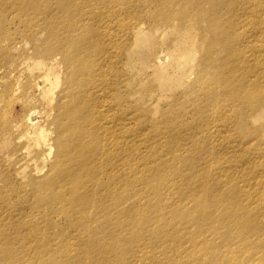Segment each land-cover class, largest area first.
I'll return each mask as SVG.
<instances>
[{
  "label": "rangeland",
  "instance_id": "obj_1",
  "mask_svg": "<svg viewBox=\"0 0 264 264\" xmlns=\"http://www.w3.org/2000/svg\"><path fill=\"white\" fill-rule=\"evenodd\" d=\"M57 1L0 0V213L35 216L31 235L0 227V259L6 254L5 264H264V0H223L218 17L216 0ZM62 2L69 17L60 10ZM114 14L119 22L108 29L107 17ZM66 25L76 40L60 32H67ZM132 26L143 27L138 38ZM253 28L246 48L254 56L248 59L235 40ZM109 30L118 40L106 35ZM81 39L96 50L90 62L97 64L83 86L92 90L99 68L121 85L109 99L119 109L118 138L125 135L115 157L130 174L109 182L113 199H102L103 208L92 215L72 194L65 206L44 209L58 191L42 181L58 161L57 108L72 91L66 81L81 67L78 59L65 62L57 47L49 56L43 51L71 41L77 53ZM171 46L175 65L169 62L161 78L157 57ZM45 68L59 75L50 108L42 98ZM35 110L53 147L49 159L39 147L30 156H14L15 145L25 146L19 137L27 131L26 114ZM208 124L220 129L212 143L200 129ZM132 146L143 151L133 154ZM91 147L98 151L101 141ZM139 156L152 158L158 171H148L134 189L135 176L143 172L137 169ZM99 159L105 156L93 164ZM218 171L219 179L207 176ZM99 178L79 186L77 195L87 187L90 196L102 198L98 190L108 178ZM243 179L260 189L256 197L239 189ZM38 181L46 187L43 202L29 187ZM25 245L30 250L21 260Z\"/></svg>",
  "mask_w": 264,
  "mask_h": 264
},
{
  "label": "bare ground",
  "instance_id": "obj_2",
  "mask_svg": "<svg viewBox=\"0 0 264 264\" xmlns=\"http://www.w3.org/2000/svg\"><path fill=\"white\" fill-rule=\"evenodd\" d=\"M46 2H49L48 4L54 3L55 0H45ZM61 0H58L57 3H59ZM75 0H70L69 4L71 6L72 4H75ZM65 2V1H64ZM64 2L61 3L60 10L63 11L68 16L66 8L64 6ZM216 3V4H215ZM213 4V7H215L218 14L221 10L223 0H216ZM63 4V5H62ZM51 7V5H50ZM251 8V7H250ZM49 10V9H48ZM117 15H108L107 19H110L112 22L110 23L111 26L108 29H115L116 22H119V18L116 17ZM69 17V16H68ZM252 26V25H251ZM250 26V27H251ZM249 27V28H250ZM66 28L65 33L62 32V34H67V38L71 41H74V39L71 36V26L66 25L64 26ZM53 28H49L48 30L51 33V30ZM254 29H251L246 35H240L238 39L235 40L239 43H243L244 50L242 52L240 51V54H244L245 57H249L248 59H251L252 56H254L253 52L251 50L246 48L247 43H251V38L254 32ZM109 30L106 35L109 37H112V39L118 40V37L114 35V33L110 32ZM114 32L116 30H113ZM143 27L142 26H132V35L134 38H138L139 35L142 33ZM58 33V38H64V36ZM80 49L78 50L77 47V53L71 50V44L73 42L69 41L65 44H59L57 46L50 45L43 51V54L46 56H49L54 48L55 51H60L65 53V62H71L72 59H78L81 62V67L78 69L77 72H75V75L71 78V76L67 79L66 84L69 86V93L68 99L58 105L59 111L57 114V120H56V129L59 133L58 139L55 138V142L57 143V157L58 161L52 164L51 166V173L48 174L42 181H47V189L55 192H57V196L51 200H45L44 201V209H48V204H64L65 206V200H69L67 196L73 195V198L79 199L89 211L87 215H92L95 209L101 210L103 208L102 205V199L103 201H109L112 200L115 191L111 189V185H108L110 181L111 184L117 183V178H122V180H126V177H128L130 174L117 163V156L119 154V148L123 145H121V141L125 139V135H122L120 138H118L117 131L115 130V126L117 122L120 120L118 116L119 109L116 108L109 99L110 93L114 91V88L116 86V83L114 80L108 76L107 72L103 70L102 68H99V72L101 73V76L99 78V82L95 84V86L91 89H88L90 87L89 84L83 86V82L81 80L90 81L92 75L91 70L95 67V62L93 63V67H91L92 63L90 62V59L92 58V54L96 51L95 49H90L87 46H85L82 43ZM90 43L97 42L94 39L89 41ZM112 42V41H111ZM80 43V42H79ZM253 49V46H252ZM254 50V49H253ZM174 53V47H170V53L166 54H160L157 57V60L160 63V66L157 67L158 73L160 72V77L163 78V74L165 75L166 65L171 62L172 65H175V57L173 55ZM115 54V53H114ZM172 56V57H171ZM107 59V55L104 54L100 57V60L104 61ZM99 62V58L97 60V63ZM57 63V60H51L50 65L53 67ZM97 65V64H96ZM256 73L259 74V69L256 67ZM53 75V77H52ZM90 76V77H89ZM58 80L59 75L56 73L53 68H45V73L43 77V81L45 83V86L47 87L43 93L42 98L48 103V108L53 106L54 104V91L58 86ZM48 82V83H46ZM75 84L74 86H71ZM120 85V84H119ZM121 86V85H120ZM242 91V90H240ZM66 95V96H67ZM66 98V97H65ZM65 100V99H64ZM39 112L38 111H31L30 113L26 114L25 121L28 124L26 133L19 137V140L25 139V146L18 144L15 145L14 149L17 150V152L14 153V156H30L31 150L39 147L40 149L45 148L48 151H45L44 155L46 159H49V156H51V152L53 150L52 146H49L47 143L49 134L44 129V127L40 124L39 119ZM126 119V118H125ZM124 119V121H125ZM123 121V122H124ZM122 122V124H123ZM200 129H203V133L206 136L210 137L209 143L213 142L214 139L217 137L215 136V133H218L220 129L213 124H208L201 127ZM214 132V133H212ZM9 138H11V134H9ZM99 139L101 141V147L98 151H96V148H92L91 144H95V140ZM120 144V145H119ZM44 149V150H45ZM131 151H133V154L140 155L142 150V147H136L132 146ZM43 151V150H42ZM127 154V151H126ZM105 156V160L99 159V163L93 164V158H96L98 156ZM101 158V157H100ZM95 162H98L97 159H94ZM142 168L143 172L138 173V176H135L136 184L134 186V189H137L139 185L143 184L146 180V175L148 174V171H156L157 168L154 165V161L152 158L148 159L146 161L145 157L139 156L138 157V164L137 169ZM219 167L211 166V171H217ZM224 169V175L223 180L227 184L229 182L230 176L227 173L226 166L223 167ZM158 171V170H157ZM220 171V170H219ZM219 171L210 173L207 175L209 178L217 177L219 179ZM131 173V172H130ZM129 174V175H128ZM108 178V181L103 184V181L101 180V188L98 190L99 194H105L102 198H99L90 196L87 193V187H83L81 195H77L78 193V187L83 185L84 183L88 182H95L96 178ZM139 178V179H138ZM130 179V178H129ZM198 178L195 179L196 184L199 186L200 183H197ZM42 181H38L36 185L32 184L29 187H32V191L35 192L33 196L37 198L38 201H41L42 198H39L42 196V193L45 192L46 187L43 185ZM114 181V182H113ZM129 181V180H128ZM42 182V183H41ZM241 183L239 185V189L241 191L247 192L252 198L256 197L259 194L260 189L256 188H249L246 185V181L243 179L239 181ZM96 184V183H95ZM248 184V183H247ZM123 185V184H122ZM126 185V184H125ZM189 185V184H188ZM185 186L186 185H180ZM38 190V194L36 193V188ZM264 190V187H262ZM191 193L190 189H188V194ZM20 195V194H19ZM172 197L168 199V202L171 204ZM42 205V203H40ZM53 202V203H52ZM20 203V202H17ZM16 203V204H17ZM46 203V204H45ZM110 204V203H109ZM12 209L14 207L12 204H7ZM43 206V205H42ZM41 206V207H42ZM46 207V208H45ZM107 207V206H106ZM18 206H16V210L14 212H17V214H20V211L17 210ZM40 210H43V208H40ZM49 210V209H48ZM124 211V210H123ZM122 211V212H123ZM40 212H46V211H40ZM224 214L221 215L223 217ZM34 218L35 216H31L30 219L24 218L23 216L21 218H16V215L12 214H2L0 213V227L3 228H10V230H13V233H15L16 230H21L25 235H31L32 230L30 229L34 227ZM240 218H243L242 215H240ZM223 220V218H222ZM227 227V223H226ZM45 231L41 232L44 233ZM0 236L5 235V233L0 232ZM45 234V233H44ZM1 248H3L1 246ZM6 247H4L5 249ZM25 250H22L23 257L21 260H24V258L28 255L30 248L28 246L22 247ZM62 251V249H61ZM14 257V255H13ZM6 258L8 256L5 254L3 259H0V264H5ZM16 263V261H15ZM8 264V262L6 263ZM11 264H13V260L11 261Z\"/></svg>",
  "mask_w": 264,
  "mask_h": 264
}]
</instances>
